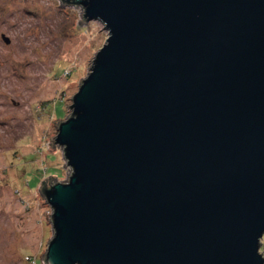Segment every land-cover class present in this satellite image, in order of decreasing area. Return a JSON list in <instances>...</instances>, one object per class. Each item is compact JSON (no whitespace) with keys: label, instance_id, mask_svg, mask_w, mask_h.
<instances>
[{"label":"water","instance_id":"water-1","mask_svg":"<svg viewBox=\"0 0 264 264\" xmlns=\"http://www.w3.org/2000/svg\"><path fill=\"white\" fill-rule=\"evenodd\" d=\"M60 3L108 34L48 140L43 262L264 264V0Z\"/></svg>","mask_w":264,"mask_h":264},{"label":"rangeland","instance_id":"rangeland-1","mask_svg":"<svg viewBox=\"0 0 264 264\" xmlns=\"http://www.w3.org/2000/svg\"><path fill=\"white\" fill-rule=\"evenodd\" d=\"M60 1L0 0V264H45L52 208L38 185L70 170L48 140L108 34Z\"/></svg>","mask_w":264,"mask_h":264}]
</instances>
